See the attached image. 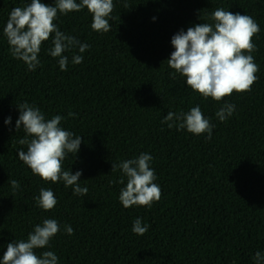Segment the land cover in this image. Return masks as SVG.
<instances>
[{"label": "trees", "instance_id": "1", "mask_svg": "<svg viewBox=\"0 0 264 264\" xmlns=\"http://www.w3.org/2000/svg\"><path fill=\"white\" fill-rule=\"evenodd\" d=\"M30 2L0 0V259L8 243L26 240L46 218L56 219L60 231L36 252L53 251L58 264H255L257 251L264 256V0H113L111 30L103 34L91 29L86 8L58 13V28L90 45L83 53H62L66 71L47 54L51 39L34 71L10 54L3 29L13 8ZM41 2L54 6V0ZM216 8L249 15L260 27L252 53L257 80L250 92L220 103L194 93L166 61L175 50L172 37L212 23ZM77 54L83 61L74 65ZM25 102L46 120L64 117L60 127L82 137L63 168L82 172L86 196H74L63 181L45 183L18 158L27 150L19 143L23 128L16 131L17 106ZM225 103L236 107L221 122L215 114ZM197 105L215 125L210 139L162 123L169 111L187 113ZM141 153L153 157L162 195L151 208H124L119 195L127 179L119 183L123 173L112 172V163ZM40 188L54 192L50 211L37 207ZM137 217L149 225L142 236L132 231Z\"/></svg>", "mask_w": 264, "mask_h": 264}, {"label": "clouds", "instance_id": "2", "mask_svg": "<svg viewBox=\"0 0 264 264\" xmlns=\"http://www.w3.org/2000/svg\"><path fill=\"white\" fill-rule=\"evenodd\" d=\"M127 7V5H125ZM87 9L92 16L91 29L98 33L111 30L109 20L114 9L113 0H54V6L42 3L41 0H31L24 7H15L9 14L3 34L7 38L12 57L24 62L29 71H34L40 64L38 54L44 42L51 39L52 47L47 54L58 58L61 71H66L68 57L62 55L65 51L78 48L79 53L85 52L90 45L81 43L74 36L62 32L54 22L58 13L67 15ZM201 19V17H199ZM155 19V18H154ZM212 23H197L184 31L181 29L172 39L175 49L166 60L168 66L175 73L185 78L188 88L204 100L209 98L220 103L233 93L250 92L257 80L256 73L259 66L254 61L253 52L257 51L253 37L260 32L259 24L249 15L232 13L223 8H216L210 15ZM54 34V35H53ZM82 55H73L72 63L80 64ZM20 115L16 120V131L23 128L24 137L19 140L21 145H27V150L20 149L18 158L27 165L34 176H38L45 183L63 181L65 187H71L74 196H86L87 187L80 186L81 171L73 174L63 168V161L68 154H77L82 143L81 136L60 127L64 117L55 115L46 120L42 111L27 102L17 106ZM235 105L225 103L216 117L225 122L235 111ZM73 116V113H68ZM11 123V117L5 120ZM169 128L186 129L194 135L208 134L211 138L215 127L205 118L199 105L192 107L187 113L169 111L162 120ZM153 157L148 153H141L138 157L112 163L111 171L120 170L123 176L119 183L122 188L119 201L124 208L134 205L151 208L158 202L162 192L154 181L157 176L150 162ZM13 190L19 188L16 180H10ZM37 207L44 211L52 210L57 199L51 189L40 188L35 198ZM149 225L142 224L137 217L132 231L144 235ZM60 231L56 219L46 218L42 224L34 226L28 233L27 239L13 240L7 244L0 264H58L59 258L53 251H43L37 255V249L50 246L52 238ZM65 231L73 234V229L65 225ZM255 264H264V256L257 251L253 257Z\"/></svg>", "mask_w": 264, "mask_h": 264}]
</instances>
